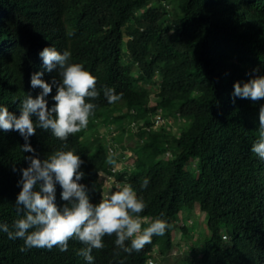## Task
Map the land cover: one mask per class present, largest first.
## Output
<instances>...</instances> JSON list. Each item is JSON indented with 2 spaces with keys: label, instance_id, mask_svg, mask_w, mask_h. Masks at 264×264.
I'll return each instance as SVG.
<instances>
[{
  "label": "trees",
  "instance_id": "obj_1",
  "mask_svg": "<svg viewBox=\"0 0 264 264\" xmlns=\"http://www.w3.org/2000/svg\"><path fill=\"white\" fill-rule=\"evenodd\" d=\"M50 46L70 52L69 63L82 64L96 77L99 96L88 101L96 108L87 127L66 141L37 128L28 141L35 153L21 151L25 140L19 132L0 129V224L11 227L20 218L15 207L20 170L30 163L24 157L43 160L56 150H74L85 173L79 183L86 185L92 203L106 192L102 172L134 188L146 204L142 217L169 225L163 236H153L131 254L116 247L115 236H105L91 264H156L157 256L169 260L179 215L197 203L207 214L210 236L198 257L176 264H264V160L251 151L264 99L232 95L235 83L264 76V0H0V107L19 117L26 95L35 98L42 91L31 87L32 74L43 72L41 79L48 83L58 77V66L49 73L40 56ZM141 83L159 88L153 108ZM105 88L121 98L109 103ZM55 94L53 85L46 97L49 108ZM120 105L124 113L109 115L101 133L98 118ZM159 109L166 115L162 127L139 126L132 131L138 147L117 146L109 153L113 136L106 134L110 127L119 132L116 119L130 125L145 111ZM169 117L183 122L176 134L168 130ZM142 123L152 125L151 119ZM93 128L101 138L88 135ZM124 150L131 164L113 173ZM110 155L113 164L107 162ZM145 179L149 183L142 188ZM61 192L57 183L55 203L62 208ZM182 229L190 237L188 226ZM23 246V240H10L0 231V264H89L77 254L86 246L75 238L67 251H21Z\"/></svg>",
  "mask_w": 264,
  "mask_h": 264
},
{
  "label": "clouds",
  "instance_id": "obj_2",
  "mask_svg": "<svg viewBox=\"0 0 264 264\" xmlns=\"http://www.w3.org/2000/svg\"><path fill=\"white\" fill-rule=\"evenodd\" d=\"M40 56L49 73L58 66V77H53L48 83L41 79L43 72L32 74L31 87L42 91L35 98L26 95L20 105L19 117L6 106L0 107V129L19 132L25 140L22 152L35 153L28 141L36 134L37 128L50 131L61 141L86 128L96 108L88 101L99 96L96 77L82 64L69 63L70 52L61 53L50 46L45 47ZM53 85L56 87V94L52 97L55 103L49 108L46 97L52 93ZM232 95L252 101L264 99V76L250 79L243 85L235 83ZM104 96L109 103L121 98L113 88H105ZM33 115L37 117L35 121ZM258 132L259 137L251 151L264 160V105L259 109ZM24 159L30 163L20 170L22 189L15 203L20 218L11 227L6 223L0 224V231L6 233L10 240H23L21 251L53 247L67 251L69 240L75 238L86 246L77 254L91 264L94 259L92 252L104 248L105 236H115L116 247L131 254L150 244L153 236H163L169 227L163 219L149 222L147 217L140 215L146 204L127 183H116L114 189L102 194L99 202L92 203L86 185L79 183L85 173L80 171L83 161L74 150H56L43 160L36 155ZM107 162L115 163L111 155ZM57 183L62 189L61 199L66 202L62 208L55 203ZM148 183L145 179L141 187H147ZM145 224L147 226L143 227Z\"/></svg>",
  "mask_w": 264,
  "mask_h": 264
},
{
  "label": "rangeland",
  "instance_id": "obj_3",
  "mask_svg": "<svg viewBox=\"0 0 264 264\" xmlns=\"http://www.w3.org/2000/svg\"><path fill=\"white\" fill-rule=\"evenodd\" d=\"M172 8H173L172 4L166 6V9L168 10L169 15H172ZM140 88L147 89L150 92V99H149L150 106L149 107L153 108L158 98V92H159L158 86L154 85L153 83H147V84L141 83ZM124 110H125V106L123 105L107 109L104 112L105 114L98 118L99 121L97 120V123L95 121L96 123L95 126H99L100 128L98 130H100L101 133H104V128L102 127V123L105 122L104 120L111 114H113V116L114 115L119 116L121 113H124ZM158 115L166 117L165 113L161 109L156 110V111H145L144 114L140 118L135 119V122H137L138 128H139V126H142L141 125L142 122L148 119H152ZM116 120L117 121L115 123L119 127V132L117 131L118 129H116L117 134L113 137L111 136L112 132L110 133L108 132L106 134L107 139H109V136L110 138L112 137L109 140V144L110 145L115 144L119 146L120 148L138 147V139L135 135L136 132H132V130L129 127L128 120L127 119L123 120L122 118H118ZM168 123L169 125H171L169 126L168 130L174 134L178 133V130L182 127V124H183L182 120L180 121L179 119H174L170 117H169V121L167 120V124ZM98 130L93 128L91 129V131H89L88 135H91L93 138H95V140H97L101 138L100 137L101 135L99 134ZM132 157L135 158V155H132ZM130 164H131V161H128L127 159V161L125 162V165H130ZM111 189H114V188H112L110 185L105 187L106 192H108ZM184 225L188 226L189 228L188 232H191L190 237H187L185 232H183L184 230L182 229V227ZM174 235H175V247L170 256V259L167 260V258L164 259L161 256H157L156 260H154L155 262L157 261L156 264H176L178 262L185 260L186 257H187V263H188L194 256L198 257L200 255L201 248L203 247L204 243L210 236V231L207 226V214L200 211L198 203L195 204L192 208L191 207L185 208L180 213L179 221L177 224V230L174 231ZM187 246L189 248L195 246V248H198V249L196 252H193L192 250L188 252L189 249L187 248Z\"/></svg>",
  "mask_w": 264,
  "mask_h": 264
},
{
  "label": "built area",
  "instance_id": "obj_4",
  "mask_svg": "<svg viewBox=\"0 0 264 264\" xmlns=\"http://www.w3.org/2000/svg\"><path fill=\"white\" fill-rule=\"evenodd\" d=\"M151 121H152V125L151 126H144V124L141 123L142 128H144V129H158V128L162 127L165 124V122H166V120L163 119L160 115L155 116L154 118L151 119ZM129 127H130V129L132 131H137L138 124H137V122L133 121L129 125ZM110 129H111V132H112L111 136H115L117 134L116 129H114V127H110ZM116 149H117V145H115V144L110 145L109 146V153L110 154H114L116 152ZM167 155H170V153H167ZM128 156H129L128 151H124V155L122 156L123 159L118 164H115L112 167V172L113 173H117L120 170H122L123 164H125V162L127 161ZM101 176H102V179L104 181V186L105 187L110 185L112 188H114L115 184L119 183V182H117L115 180L114 176H112V175L106 177L104 174H101ZM120 184H123V183H120Z\"/></svg>",
  "mask_w": 264,
  "mask_h": 264
},
{
  "label": "bare ground",
  "instance_id": "obj_5",
  "mask_svg": "<svg viewBox=\"0 0 264 264\" xmlns=\"http://www.w3.org/2000/svg\"><path fill=\"white\" fill-rule=\"evenodd\" d=\"M160 130V129H159Z\"/></svg>",
  "mask_w": 264,
  "mask_h": 264
}]
</instances>
